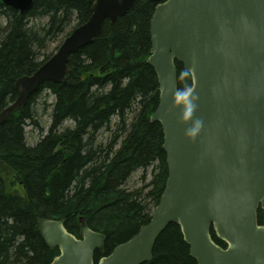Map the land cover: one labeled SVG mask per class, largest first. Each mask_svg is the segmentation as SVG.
I'll use <instances>...</instances> for the list:
<instances>
[{
  "label": "trees",
  "instance_id": "obj_1",
  "mask_svg": "<svg viewBox=\"0 0 264 264\" xmlns=\"http://www.w3.org/2000/svg\"><path fill=\"white\" fill-rule=\"evenodd\" d=\"M96 0H34L24 14L0 0V112L17 98L16 81L35 72L78 25ZM164 0H134L128 12L72 53L61 82L45 81L0 125V264H49L59 248L42 237L41 219H62L80 237L81 219L105 236L95 262L147 224L168 178L164 134L151 116L160 99L158 77L147 62L151 20ZM58 45L52 49L50 43ZM50 46V47H49ZM179 91L192 77L176 60ZM187 72V75L184 73ZM54 96L44 132L37 102ZM42 133L31 144L27 126ZM142 171L148 183L128 187ZM264 225V208L258 209ZM214 240L226 247L225 242ZM142 264H198L181 228L170 223Z\"/></svg>",
  "mask_w": 264,
  "mask_h": 264
},
{
  "label": "water",
  "instance_id": "obj_2",
  "mask_svg": "<svg viewBox=\"0 0 264 264\" xmlns=\"http://www.w3.org/2000/svg\"><path fill=\"white\" fill-rule=\"evenodd\" d=\"M26 14L34 0H3ZM134 0H96L32 74L17 79V98L0 125L45 81L61 82L69 56L100 35L106 19L124 16ZM151 54L160 99L151 116L163 130L168 178L150 221L97 264H142L170 224L180 226L198 264H264V0H164L151 20ZM176 60L192 77L193 111L177 98ZM200 121L194 137L186 133ZM41 234L59 254L49 264H96L105 236L81 219L80 237L62 219H41ZM212 229L226 247L217 243Z\"/></svg>",
  "mask_w": 264,
  "mask_h": 264
},
{
  "label": "rangeland",
  "instance_id": "obj_3",
  "mask_svg": "<svg viewBox=\"0 0 264 264\" xmlns=\"http://www.w3.org/2000/svg\"><path fill=\"white\" fill-rule=\"evenodd\" d=\"M57 45H58L57 42H53V43L51 42L50 43V46L52 49H54ZM53 100H54V96L49 94L48 92L44 91L41 94V96L39 97L37 105H36L37 113H38V116L40 119L41 126L44 128V132H46L48 130V126L50 123V114H51V109H52L51 103L53 102ZM41 133H42V131L38 126H36V125L27 126V140H28V142L31 144H34L40 138ZM0 173L7 176L8 178H10L9 177L10 172L8 171V169L6 167H3L1 165V163H0ZM141 175H142V171L136 172L132 176L131 180L129 181L128 187H131V188L142 187L143 185H145L146 183H148L150 181V179H151L150 174L148 175L146 181L141 180V178H140Z\"/></svg>",
  "mask_w": 264,
  "mask_h": 264
},
{
  "label": "clouds",
  "instance_id": "obj_4",
  "mask_svg": "<svg viewBox=\"0 0 264 264\" xmlns=\"http://www.w3.org/2000/svg\"><path fill=\"white\" fill-rule=\"evenodd\" d=\"M187 74H188L187 72L184 73V75H187ZM192 90H193L192 88H187L183 91L177 92V98L179 100H183L186 102V109H185V112L183 115L184 120L189 119L191 117V114L193 111V106L191 105V102L189 100V96H190ZM200 123H201L200 121H197L195 127L192 129H189L186 134L190 137H194L196 135V133L199 131Z\"/></svg>",
  "mask_w": 264,
  "mask_h": 264
}]
</instances>
